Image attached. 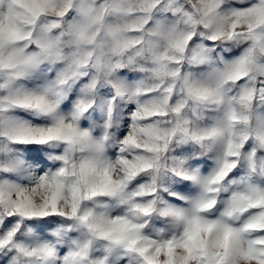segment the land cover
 Segmentation results:
<instances>
[{
  "label": "clouds",
  "instance_id": "1",
  "mask_svg": "<svg viewBox=\"0 0 264 264\" xmlns=\"http://www.w3.org/2000/svg\"><path fill=\"white\" fill-rule=\"evenodd\" d=\"M0 264H264V0H0Z\"/></svg>",
  "mask_w": 264,
  "mask_h": 264
}]
</instances>
